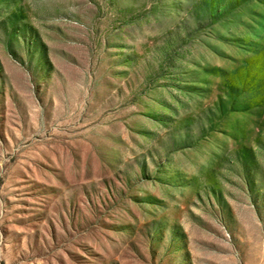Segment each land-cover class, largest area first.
I'll list each match as a JSON object with an SVG mask.
<instances>
[{
    "label": "rangeland",
    "instance_id": "1",
    "mask_svg": "<svg viewBox=\"0 0 264 264\" xmlns=\"http://www.w3.org/2000/svg\"><path fill=\"white\" fill-rule=\"evenodd\" d=\"M0 264H264V0H0Z\"/></svg>",
    "mask_w": 264,
    "mask_h": 264
}]
</instances>
